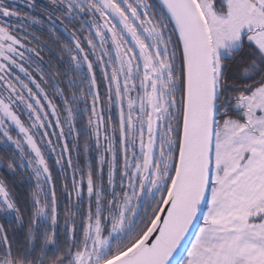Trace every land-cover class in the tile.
Returning <instances> with one entry per match:
<instances>
[{"label": "snow or ice", "instance_id": "obj_1", "mask_svg": "<svg viewBox=\"0 0 264 264\" xmlns=\"http://www.w3.org/2000/svg\"><path fill=\"white\" fill-rule=\"evenodd\" d=\"M25 6L47 23L0 0V146L35 186L22 198L0 179V264H264V0ZM28 22L67 32L72 78L30 71L25 52L39 51L17 34ZM81 136L86 157L98 152L86 216L68 145L79 157ZM61 141L76 200L62 231L42 151Z\"/></svg>", "mask_w": 264, "mask_h": 264}, {"label": "trees", "instance_id": "obj_2", "mask_svg": "<svg viewBox=\"0 0 264 264\" xmlns=\"http://www.w3.org/2000/svg\"><path fill=\"white\" fill-rule=\"evenodd\" d=\"M11 2L15 3L16 9L19 11L21 16L25 13H28L32 16L39 17L41 19H45L46 13L40 11V8L37 7L35 10H30L25 6L26 0H11ZM37 5H44L48 2V0H35ZM13 24H17V21H12ZM45 23H47L45 19ZM20 31L17 32L18 35L25 36L26 45H28L31 49L35 48L39 51L38 63L40 67L46 68L51 71L52 68H55L61 75H58L56 78L58 80L62 79L66 81L68 78L73 77V73L70 71L72 68V64L69 62V56L66 52H63L66 46H70L72 42L68 39L67 32L60 31L59 29L56 31V34L53 35L49 32L47 27L41 28L40 25H32L30 22L24 25H20ZM71 25L68 27V32H70ZM87 29L85 27V34ZM42 59V62H41ZM67 72V76H63V73ZM240 69L239 66L234 67L232 70V74L239 75ZM63 86V84L61 85ZM51 91V89H48ZM83 107V105H80ZM78 127H83V124L78 120ZM88 141V137L81 136L79 137V146L80 152L79 157L73 148L72 139L69 140V149L71 150V158L73 165H77L79 169H82L84 174L86 175L88 168L86 167L88 161L92 162V168L96 170V153L94 143L90 147L88 156L86 157L84 154V144ZM92 143V142H90ZM12 153L7 151L3 146H0V162L3 163V166H0V179H3L5 183L8 185L9 189L16 195L21 196L22 198L28 197L29 194L34 190L35 181L34 178L30 176V171L25 170L21 172L17 169L15 175L8 171L7 162L11 159ZM67 155H65L64 160H62L61 165L56 164V160L53 158H47L49 169L52 173L53 184L55 187L57 200H58V212H59V228L61 231L65 226V221L68 218L65 209L69 206V194H72V203L75 204V193L71 188L72 180V169L67 167ZM77 179H79V174H77ZM68 185L67 189L65 185ZM88 196H87V188L86 184H84L83 189V199L81 203L80 213H83L84 216L87 215L88 210ZM94 207V205H93ZM73 219L76 223V229L79 232V225L82 221L81 215L76 213L75 208H72ZM0 222H3L2 218H0ZM69 227H72V224H68Z\"/></svg>", "mask_w": 264, "mask_h": 264}, {"label": "rangeland", "instance_id": "obj_3", "mask_svg": "<svg viewBox=\"0 0 264 264\" xmlns=\"http://www.w3.org/2000/svg\"><path fill=\"white\" fill-rule=\"evenodd\" d=\"M14 21H16V20H14ZM13 23V22H12ZM25 40V39H24ZM24 43L26 44V42L24 41ZM27 47L29 48V49H31L28 45H27ZM29 55H32V57H33V63H32V68L30 69V71L32 70V69H35L37 66H39L40 67V65H39V61H38V58L35 56V54L34 53H29V52H25V56L27 57V56H29ZM77 122H78V120H77ZM77 127H78V123H77ZM65 132H67V127H65ZM52 139L55 141V137H52ZM70 139H72V138H68V143H69V140ZM63 143V141H61L60 142V144H56L55 146H56V148H57V152H50V151H47V150H45V149H43L42 148V151L44 152V154H45V158H46V160H47V158H54L55 160H57V159H59L60 157L58 156V151H59V149H60V146H61V144ZM65 155H67V154H65ZM48 162V161H47ZM34 181H35V179H34ZM84 184H86V175H85V182H84ZM45 187H47V186H45ZM206 211V210H205ZM201 226H202V224H201ZM199 230V229H198ZM198 232V231H197ZM194 240V239H193ZM191 246V245H190ZM186 255V254H185Z\"/></svg>", "mask_w": 264, "mask_h": 264}, {"label": "water", "instance_id": "obj_4", "mask_svg": "<svg viewBox=\"0 0 264 264\" xmlns=\"http://www.w3.org/2000/svg\"><path fill=\"white\" fill-rule=\"evenodd\" d=\"M206 210V209H205ZM194 223H196L197 224V227H195L194 229H191L190 231H193V232H197L198 231V229H199V226H201V224H202V220L201 221H199V222H194ZM190 239L191 240H193L194 239V235L193 236H191L190 237ZM190 243H188L186 246L187 247H190ZM186 254V253H185Z\"/></svg>", "mask_w": 264, "mask_h": 264}, {"label": "flooded vegetation", "instance_id": "obj_5", "mask_svg": "<svg viewBox=\"0 0 264 264\" xmlns=\"http://www.w3.org/2000/svg\"><path fill=\"white\" fill-rule=\"evenodd\" d=\"M112 112H113V116L115 117V115H116V110L113 109ZM95 153H96V157H98V152H97L96 150H95Z\"/></svg>", "mask_w": 264, "mask_h": 264}]
</instances>
